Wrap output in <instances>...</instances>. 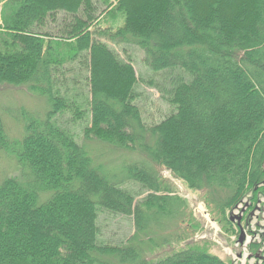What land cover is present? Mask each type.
Instances as JSON below:
<instances>
[{"label":"trees","instance_id":"16d2710c","mask_svg":"<svg viewBox=\"0 0 264 264\" xmlns=\"http://www.w3.org/2000/svg\"><path fill=\"white\" fill-rule=\"evenodd\" d=\"M130 45L144 54L140 77ZM140 81L170 105L159 122L143 118ZM0 84L49 105L45 119L24 120L20 141L0 118V151L21 172L0 184V264H233L194 239L201 223L156 168L201 191L232 232L226 212L264 195V0H0ZM66 112L84 140L152 164L103 173L58 121ZM102 213L132 215L135 230L104 241ZM168 223L178 231L157 243ZM249 247L257 256L260 244Z\"/></svg>","mask_w":264,"mask_h":264},{"label":"rangeland","instance_id":"374dc122","mask_svg":"<svg viewBox=\"0 0 264 264\" xmlns=\"http://www.w3.org/2000/svg\"><path fill=\"white\" fill-rule=\"evenodd\" d=\"M60 27V18H58L51 22L49 31H51L52 34H58L59 31H57V29ZM104 41L107 40L104 39ZM110 45L112 46V43H110ZM113 46L121 56H124L118 46ZM127 49V54L129 53L132 57L137 74L139 77L140 74L144 75L146 68L142 62V58L144 57L143 52L135 45H130ZM72 74L73 75H70V77L77 76L75 68ZM163 75L164 74L160 73L153 75V77L161 82ZM79 80L81 82L76 85V88L78 89L82 86V91L86 94L84 87L86 86L85 82L82 78ZM139 89L142 92V95L141 99L138 100V104L142 108L144 120L149 122L150 118H155L156 122H159L162 117L158 118V116L170 111V105L162 99V96L156 88H150L146 83L140 81ZM48 111L49 105L46 99L43 96L30 92L26 85L0 84V118L3 122L5 132L11 140L20 141L22 139L24 136V120L29 115L33 118L35 117V119L42 117L45 119ZM65 120H67L66 123ZM58 121L62 126H65L74 134L75 139L79 144L82 145L83 143V145H85L93 163L101 165L103 167L102 172L107 175L124 173L123 171H125L126 167L135 164L134 162L140 164L142 161H146L149 163L147 166L152 164L149 160L142 157L144 156L142 152V154L139 152H123L96 139L84 140L81 134V126L83 123L72 122L71 115L68 112L64 113L62 117H59ZM105 170L107 172H105ZM156 170L159 174L161 187H163L165 183H172L175 188V192L173 193L186 200L193 218L201 223V230L194 232V239L208 240L212 251L231 260L233 264H255L254 260L248 257V251H252L249 247L252 243V238H254L255 241L258 240L262 243V248H258L257 253L259 255H264L263 194L258 195L256 202L250 201L248 196V198L246 197L237 209L233 208L226 212L227 217L231 216L233 218L232 224L234 229L232 232L231 230H225L217 222L214 214L211 213L204 200L205 196L201 197V191L190 189L182 180L174 178L171 175V172L164 168L157 167ZM20 174L21 172L17 168L15 157L7 152L0 151V184L5 178L12 176L17 177ZM128 186L130 188L139 189L134 183H129ZM147 193L137 196L135 201L142 199ZM43 198L45 197L43 196ZM39 201L43 202L41 199H39ZM132 217V215L114 217L102 213L99 217L101 231L100 237L104 241L111 243H118L126 240L135 230ZM238 217L243 236L242 243L238 241L241 232L235 222L238 221ZM167 226L168 227L163 229L159 234L155 235L158 240L157 243L162 241L161 236L163 238H172L178 231V225L168 223ZM168 242L174 245L178 241ZM163 246L164 245L155 247L154 252H157L158 249ZM240 254L241 257L239 256ZM257 263H262V261L257 260Z\"/></svg>","mask_w":264,"mask_h":264},{"label":"water","instance_id":"95a60500","mask_svg":"<svg viewBox=\"0 0 264 264\" xmlns=\"http://www.w3.org/2000/svg\"><path fill=\"white\" fill-rule=\"evenodd\" d=\"M242 240H243V236L241 234L240 237H239V242H242Z\"/></svg>","mask_w":264,"mask_h":264}]
</instances>
